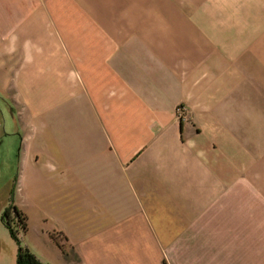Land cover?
<instances>
[{
    "label": "crops",
    "instance_id": "0c3cea01",
    "mask_svg": "<svg viewBox=\"0 0 264 264\" xmlns=\"http://www.w3.org/2000/svg\"><path fill=\"white\" fill-rule=\"evenodd\" d=\"M19 244L264 264V0H0V264Z\"/></svg>",
    "mask_w": 264,
    "mask_h": 264
},
{
    "label": "trees",
    "instance_id": "16d2710c",
    "mask_svg": "<svg viewBox=\"0 0 264 264\" xmlns=\"http://www.w3.org/2000/svg\"><path fill=\"white\" fill-rule=\"evenodd\" d=\"M7 210L4 211L3 217L7 216ZM13 214L16 217V223L20 226L21 230L25 229V217L19 213L15 208H13ZM10 228L12 235L15 237L11 227L7 224ZM16 238V237H15ZM17 239V238H16ZM16 264H40L39 261L35 258V256L30 252V250L22 245L19 244L18 251H17V261Z\"/></svg>",
    "mask_w": 264,
    "mask_h": 264
},
{
    "label": "built area",
    "instance_id": "2783aa9c",
    "mask_svg": "<svg viewBox=\"0 0 264 264\" xmlns=\"http://www.w3.org/2000/svg\"><path fill=\"white\" fill-rule=\"evenodd\" d=\"M184 107L183 106H180V107H178L177 108V112H178V114H179V116L181 117V118H184Z\"/></svg>",
    "mask_w": 264,
    "mask_h": 264
}]
</instances>
